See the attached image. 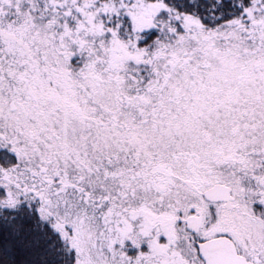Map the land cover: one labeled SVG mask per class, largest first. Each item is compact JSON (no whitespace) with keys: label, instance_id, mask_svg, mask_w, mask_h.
I'll list each match as a JSON object with an SVG mask.
<instances>
[{"label":"snow or ice","instance_id":"6c2138e0","mask_svg":"<svg viewBox=\"0 0 264 264\" xmlns=\"http://www.w3.org/2000/svg\"><path fill=\"white\" fill-rule=\"evenodd\" d=\"M0 264H264V0H0Z\"/></svg>","mask_w":264,"mask_h":264}]
</instances>
